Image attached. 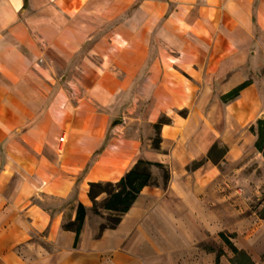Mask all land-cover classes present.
Instances as JSON below:
<instances>
[{"label":"crops","instance_id":"0c3cea01","mask_svg":"<svg viewBox=\"0 0 264 264\" xmlns=\"http://www.w3.org/2000/svg\"><path fill=\"white\" fill-rule=\"evenodd\" d=\"M257 12L264 0H0V264H187L174 251L215 225L188 178H171L172 201L147 185L115 227L97 231L87 214L88 182H117L139 159L140 142L109 136V108L127 98L153 41L157 54L132 101L151 90L153 124L160 112L188 108L187 118L173 117L159 130L160 143L176 136L183 145L173 150L178 163L187 169L202 153L197 137L206 129L218 134L208 120L215 113L229 130L243 128L239 141L264 158L249 131L264 117V14ZM173 64L196 73L191 97L187 84L170 96L173 84L163 77ZM245 81L236 98L221 100ZM235 152H242L239 142L215 140L206 162L217 165ZM213 177L207 168L200 183ZM75 190L66 207L48 203ZM185 198L182 209L177 199ZM79 203L87 212L75 243L63 224L75 220ZM220 233L253 264H264L253 239L238 247L223 230L217 237L232 256L220 262L223 251L208 248L194 252V264H233Z\"/></svg>","mask_w":264,"mask_h":264},{"label":"rangeland","instance_id":"374dc122","mask_svg":"<svg viewBox=\"0 0 264 264\" xmlns=\"http://www.w3.org/2000/svg\"><path fill=\"white\" fill-rule=\"evenodd\" d=\"M257 14H264V12H257ZM254 29L256 32L257 23H254ZM154 34L155 33H153V39ZM255 36L256 33L254 37ZM142 46V43H140L139 53H141ZM256 49L257 44L254 40V44L251 46L253 55L256 52ZM156 54L157 43L153 41L150 43L149 57L143 62L139 69V73L136 75L132 83H130L126 92L127 98L125 97L126 99H124L125 101H119V103L114 102V104L110 105L109 111L113 116H111L109 123V136H117L126 140L135 139L140 142L139 150L136 151L133 156L135 161L138 158H143L163 163L164 170H166L165 173H167L168 177L164 178L163 170L152 169L153 181L149 185V189L154 191L158 190L159 192L161 191L166 199L172 201L177 197L168 192V189L172 185L171 178H188L189 184H191L193 191L196 193V198H199V201H201L213 215L215 222L214 227H209L208 230L205 229V231H200L198 239L195 237H189L188 244H184L183 247L179 246L180 248L177 249L178 253L177 250L174 251L175 256L182 254L186 259L187 264H194L191 258L192 255L197 253L196 251L204 252V249L212 248L214 250L221 249L223 251L224 255L220 258V262L221 260L229 259L232 254L217 237L219 230H223L227 234H233L234 238L232 240L236 242L238 247L243 241L253 239L254 242H256L255 245L260 247L258 251H261V249L264 250V158H262L261 155L257 156L258 154L254 149L251 150L245 146L246 142H244L243 139H240L239 141L238 138L242 135L243 128H231L229 130L223 125L221 117H217L216 113L212 114L213 117L208 120L212 122L214 128H217H215V131L218 130V134H214L209 129H206L201 136L197 137V139L204 140V150H202V153L198 154L194 159V162L188 163L189 166L187 169L178 163V155L173 152L174 147H183L176 136L168 137L163 143H160L158 149L152 147V140L159 135V131L158 133L155 132L152 128V117L147 115L152 104L151 90L149 88H142L141 99L137 102L132 101V95L138 84L140 85L147 75L148 68L155 59ZM172 67L175 70H168L165 67L166 70L163 82L165 80L170 83L172 82L174 89L169 91V94L175 99L177 93L182 91L185 84L191 87V82L196 83L194 79L196 73L194 71L187 72L179 69L174 64ZM262 73H264V69H262ZM193 91L194 89L192 87L189 88L188 96L191 97ZM207 107H209L207 109L208 111L212 105L209 103ZM167 113L160 112L159 115H164L169 120L168 123H165L167 125L173 124V117H176L178 119L177 122H180L181 118L185 119L189 115L188 108L178 109L174 107L172 108V112L168 111ZM115 120L120 121L118 122ZM113 121H115V123H113ZM162 134L166 135V132H161L160 135ZM159 137L161 139V136ZM194 137L195 135L193 138ZM215 140L226 146L231 144L235 145L239 142L240 146H242V152H235V154L231 153V155L228 154L224 161L217 165H213V162L211 163L210 161L206 162L205 153L207 147ZM186 144L187 143H185V145ZM215 155L217 159L218 153ZM236 158H241V160L237 161V163ZM201 164V170L198 169V172H192L193 169L191 168L200 166ZM207 168L215 170V177L210 179L207 184L205 183L202 185L200 183L201 176ZM186 186L190 185L186 184ZM75 195L76 190L65 200L59 201L56 199H50L48 203L60 207H66L68 204L73 203ZM104 195L105 193L99 195L96 199L99 201ZM155 200L157 199L155 198ZM177 201H182V209L189 206V201L186 198L185 200L177 199ZM72 209L73 205L68 207L66 213L67 217ZM87 214L89 216V221L96 231L101 225L106 223V214L99 216L93 214L90 210ZM260 257L261 260L264 261V255H260ZM201 264H214V261L212 259L206 261L202 260Z\"/></svg>","mask_w":264,"mask_h":264},{"label":"trees","instance_id":"16d2710c","mask_svg":"<svg viewBox=\"0 0 264 264\" xmlns=\"http://www.w3.org/2000/svg\"><path fill=\"white\" fill-rule=\"evenodd\" d=\"M247 84H249V81H245L233 88L228 93L222 95L221 100L223 102H228L229 100L236 98L239 91ZM168 122L169 120L164 115H161L157 122L152 124V128L158 133L160 126ZM249 131L256 138L254 143L256 150L264 155V117H258V119L251 123ZM159 141V135L152 140V147L154 149L159 148ZM152 169H161L164 171V178L168 177L167 173H165L166 170H164L163 164L160 162L158 163L139 158L132 167L117 180V182H88L89 188L87 196L92 202L90 211L95 215L102 216L106 214L107 216L106 223L100 227L101 230L104 228H113L118 224L122 214L131 207L142 189L152 183ZM103 193H105L104 197L98 201L96 198ZM86 212L87 208L79 203L75 212V220L63 224L65 229L74 231L75 243L78 240L80 229L82 228L86 217ZM220 236L232 249L234 254L232 259L233 264H253L247 254L236 249L235 246L232 247L231 243L224 237L223 233H220Z\"/></svg>","mask_w":264,"mask_h":264}]
</instances>
